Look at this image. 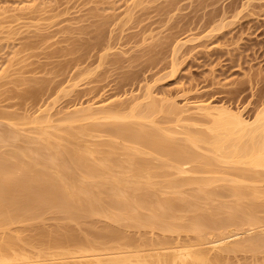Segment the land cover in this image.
Wrapping results in <instances>:
<instances>
[{"label":"bare ground","instance_id":"6f19581e","mask_svg":"<svg viewBox=\"0 0 264 264\" xmlns=\"http://www.w3.org/2000/svg\"><path fill=\"white\" fill-rule=\"evenodd\" d=\"M41 38L33 37L26 47ZM71 45L69 51L81 47ZM155 105H146L139 109L142 112L132 107L136 114L130 110L132 114L115 113L117 117L105 107H91L85 111L99 121H93L92 128L80 122L79 129L67 124L74 117L66 116L65 126L56 118L58 124L52 123V115L45 120L27 116L28 122L17 117L25 124H16L14 113L9 118L13 122H2L8 115L1 111L0 264H264L263 109L250 121L225 107L196 105L212 119L213 134L199 139L206 141L208 150L205 146L201 151L197 138L188 134L189 141L185 136L188 131L175 138L173 128L160 122L161 128L157 122L171 133L159 132L150 117ZM80 116L77 119L87 121V113ZM105 118L125 121L108 124ZM104 125L110 126L114 139H123L119 144L131 146H115L113 138L103 143L102 136L91 142L96 130L107 133ZM111 132L106 136H113ZM119 148L124 150L121 159L114 156ZM149 154L157 155L153 158L160 163L151 162ZM52 216L60 222L47 230L44 222ZM100 218L106 219L105 226L97 222ZM71 223L86 232H78ZM29 245L37 249H29L32 254Z\"/></svg>","mask_w":264,"mask_h":264},{"label":"rangeland","instance_id":"374dc122","mask_svg":"<svg viewBox=\"0 0 264 264\" xmlns=\"http://www.w3.org/2000/svg\"><path fill=\"white\" fill-rule=\"evenodd\" d=\"M233 1L0 0V113L8 115L2 122H13L15 116L17 121L14 122L23 124L27 116L45 120V116L52 115V123L62 121L59 126L68 124L76 128L88 122L87 127L92 128L96 118L88 116V108L105 107V111L111 110L110 114L130 115L132 107H136L137 112L155 103L153 112L156 113L150 115L156 120H152L153 123H162L169 130L173 128L175 138L188 131L185 136L197 138L198 143L199 139L207 140L206 134L211 136L213 131H209L211 117H205V110L203 113L196 110V105L225 107L251 121L259 110L264 111V0ZM35 35L42 37L41 41L31 48L26 47L25 43ZM72 42L76 47L80 42L81 47L69 51ZM172 106L176 113L170 111ZM181 109L185 112H180ZM75 113L79 116L87 113V121L77 119L79 116H74ZM66 116L77 120L73 118L74 123H67ZM28 118L25 121L28 122ZM108 119L102 121L109 124L117 118ZM124 119L115 120V125ZM147 122L144 123L148 125ZM157 125L156 129L160 128ZM109 128H106L107 133L96 130L97 139L91 133V142L101 140L100 136L102 142H110L115 135ZM108 132L113 136L107 137ZM167 133L171 132L164 134ZM188 139L190 141L191 137ZM122 140L116 138L112 143L117 146ZM182 142L185 143L186 138ZM199 143L204 148L201 151H205L206 141ZM122 150L116 153L122 154ZM154 154L151 155L157 156ZM114 156L121 159L120 154ZM158 157L165 159L162 153ZM154 160L158 161L154 158L150 161ZM158 163L160 161L154 162ZM53 217L44 222L47 230L60 222L59 217H55V221ZM100 219V222L96 220L99 224L106 222L105 218ZM71 225L78 232H86L79 224ZM117 227L116 230L122 228ZM123 228L121 230L126 231V228V232L135 230ZM29 249L37 250L31 246Z\"/></svg>","mask_w":264,"mask_h":264}]
</instances>
